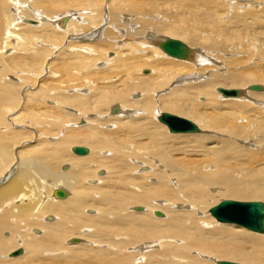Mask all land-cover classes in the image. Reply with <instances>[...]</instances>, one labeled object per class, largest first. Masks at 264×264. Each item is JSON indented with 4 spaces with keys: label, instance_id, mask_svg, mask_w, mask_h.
Returning a JSON list of instances; mask_svg holds the SVG:
<instances>
[{
    "label": "bare ground",
    "instance_id": "obj_1",
    "mask_svg": "<svg viewBox=\"0 0 264 264\" xmlns=\"http://www.w3.org/2000/svg\"><path fill=\"white\" fill-rule=\"evenodd\" d=\"M197 1L224 14L209 11L217 23L206 24L188 16L187 27L176 14L196 0H0V63L13 71L0 73V264H264V233L218 221L210 209L222 200L209 207L216 190L264 199L261 178L226 175L245 169L229 158L236 140L222 138L233 130L225 113L244 117L240 100L255 96L264 116V84L255 85L264 66H247L249 43L225 33L255 11L244 0ZM169 38L184 40L186 57L161 49ZM162 112L198 130L171 132ZM75 144L90 150L73 155ZM143 165L151 171L138 173Z\"/></svg>",
    "mask_w": 264,
    "mask_h": 264
},
{
    "label": "rangeland",
    "instance_id": "obj_2",
    "mask_svg": "<svg viewBox=\"0 0 264 264\" xmlns=\"http://www.w3.org/2000/svg\"><path fill=\"white\" fill-rule=\"evenodd\" d=\"M237 1H239V0H222V2L227 3L229 6H234V5H237V3H240V2H237ZM25 2L28 3V1H25ZM196 2L198 3V5H196V3H195L194 4V7L192 9L188 8L186 10H182L180 14H176L177 18L179 20H181L183 24L188 25L187 27H191L190 26L191 22L190 23L188 22L189 23L188 24L187 21H186V18L188 16H197V17L199 16L203 20V24H206V23H217L216 20H212V19L208 18V12L209 11L211 12V10L218 9V8L210 9L209 8L210 2H208V3H202V2H198L197 0H196ZM244 3H249L248 7L250 9L254 10L255 12H251V13L245 15L246 17L248 16V18H246L245 21H242V22L238 23L237 24L238 26L231 27L232 29L230 28V30H229V25H228L227 26V30L228 31L225 29V33L226 34L228 33L229 40L230 41H234L236 44H238L240 46H242L244 43H249V45H248L249 49H247V53L245 55L247 66L257 65L258 63H262V64H259L257 66H264V19L261 20L262 17H264V13H262V12H264V9L262 10V7L264 6V0H244ZM256 5L262 6L261 7V10H256L255 9ZM189 9H190V11H189ZM218 10H220V9H218ZM244 12H246V10H244V8H242L241 13H244ZM221 13L224 14L222 11H221ZM166 16H168V17L171 16L168 11H166ZM249 17H251V18H249ZM160 20H162V19L160 18ZM165 20L166 19H164V21ZM151 22H155V21H151ZM246 23H248L249 27L248 26H244ZM220 26L223 28L226 25L220 24ZM252 31H254L255 34ZM167 32L164 31L163 33H161V35H165V36H168V37H174V36L175 37H178L177 35H174L173 33H169V35H170L169 36ZM208 32L209 31H207V33ZM213 34L214 33H212L211 35H213ZM220 35H221L220 36L221 38L224 37L223 36L224 33L223 34H220ZM209 37L207 36L205 39L203 38L204 40L203 39L201 40L202 42L204 41V43L207 46L212 45V40ZM259 39H260V41L262 43V46H261V44L259 45V42L258 41H256V40H259ZM256 46H258L257 47V50H254L253 48H256ZM259 46L261 47L260 50H259ZM197 47H200V46H197ZM249 51H251L250 52L251 53L250 55L248 54ZM16 52H19L18 49L16 50ZM16 52H14L12 55H14ZM29 54H32V53H29ZM55 56H56V52L52 54V57L49 58L48 61H51L53 58L55 59ZM37 60L38 61L36 63H37L38 66L36 67V69H38V71H40L42 65L45 64V61H43L42 58H40L39 56H37ZM58 60L60 61V59H58ZM13 63L14 62H12V64ZM13 65H15V63ZM3 66L4 65H2V63H0V71H1L0 73L4 72V73H2V75H4V74L12 75L13 71L10 69V66L7 67V69H6V67L4 68ZM42 69H43V67H42ZM44 71H45V69H43L42 75H43ZM6 77H7L8 80H10L9 78H11V77H8V76H6ZM13 79L14 78H11V80H13ZM123 79L124 78H122V80ZM122 80L120 79L119 81H122ZM119 81H118V83H120ZM27 82L30 84L32 81L29 82V80H28ZM170 82H172V81L170 80L166 85L168 86L170 84ZM263 84H264V82H260V83H257L255 85L263 86ZM1 85H2V88H1ZM6 85H7L6 84V79L0 81V92L4 91V89L7 88ZM46 85L47 86H50L52 88L54 87V84L51 81H48ZM20 86L19 85L12 86L11 89H13L12 91L18 93V95H19L21 92L24 93L25 90H26V88H27V87H20ZM30 86H31V88H35L36 87L35 84L34 85L33 84H30ZM37 88L38 87H36V89ZM28 89H30V88H28ZM19 90H20V92H19ZM53 92L54 91H52V93ZM151 97L153 98V96H151ZM254 98H255V96H252V97L249 96V97H246L244 100H240L239 102H237V104L240 105V107H242V106L244 107V109L242 110V113H241L244 117H242L241 115H239L240 110L237 113L230 111V112L225 113L223 115V117L225 118L224 119L225 122L233 130L232 131L227 130V133L226 132H223L226 137H222V138H224L223 140H226V139L236 140L235 141V143H236L235 146L238 147V148H236V150L233 149L234 150L233 153H234V157L235 158L234 157H229V158L230 159H236V158H239L240 157L241 159L240 158L239 159L241 161V168L243 170L245 169V171L239 173V175H237L236 172L235 173L228 172V173H226V175L231 176V177H233L234 179H236L238 181L240 180V183H244V184L247 183V181H248V179H249V177L251 175H254L255 177H259V178H261L264 181V171H262V169H264V161L262 160V161H258V162H255V163L252 162L253 160H251V162L248 161V158H249L248 152H251V151L252 152H254V151L255 152H261L262 151V153H264V150H263L264 149V116L262 115V113L260 111V110H262V108H261V106H259V100H258V98L256 100ZM259 111H260V113H258ZM33 112H31V113H33ZM150 113L152 115V111H150V112H148V114H146L145 119L148 117L149 120H147L148 119L147 118L146 119L147 121L155 122L153 120L152 116L150 115ZM10 114L11 113H9V112L6 113L5 114V118L8 117V116H10ZM245 114H246V116H245ZM30 115L32 116L33 114H30ZM241 120L246 121L248 123V125H246L244 127H241L240 126V128H239V125L238 124L241 122ZM190 121H192V120H190ZM80 123H84V121L82 120ZM249 124H250V126H249ZM16 128H19V127H16ZM242 130L245 131V132H243ZM157 131L164 132L166 134H169V132H168L167 129H162L160 127L157 128ZM28 132L31 134V137H32L31 140L35 141V138L36 137H35L33 131H28ZM203 132L206 133L207 131H203ZM58 133L59 132H57L55 134L56 137L54 139H56L59 136ZM24 141H22L23 143L21 142L20 145L18 144L16 146H14V148L15 149L21 148V146L25 143ZM75 145L84 146V147H86V148H88L90 150V148L88 146L84 145V144H75ZM214 145L219 146V145H221V142H220V144L218 143V144H214ZM68 146H69V144L68 145L66 144V147L65 148H68ZM176 153L179 154V152H176ZM72 154L73 155H76L74 153H72ZM229 163L233 164L232 162H229ZM256 164H258V165L256 166ZM232 166H235V165H232ZM253 166L256 167V171H255V168ZM262 166H263V168L261 169L260 167H262ZM143 167H146V168H144V169L142 168L141 169V167H139L138 170H137V172L138 173H140L141 171L146 172L144 170H147L148 172L151 171L150 168H148L147 166H144L143 165ZM244 167H246V168H244ZM251 170H254V172H257V173L254 174ZM135 176L136 177H139L140 175H135ZM140 180H141L140 182H142V183L144 182L142 179H140ZM218 193H220V191H217L216 190V191L213 192L214 197L211 199V202L212 203L210 202L209 207L212 206V205H214V204L219 203L220 200H224V199H233V200H237V201H258L259 200V201L264 202V199H257V198H255V197H253L251 195L238 196V195L229 193L228 191L224 192V194H218ZM136 206L144 207L145 204H142V205L141 204H138ZM159 211L163 214V216H164V214L166 215V212H164L163 210L161 211V209H159ZM210 218H211V221L212 222H215V220H214L213 217H210ZM243 229L246 230V231H248L245 228H243ZM71 236L74 237V238L75 237L80 238L79 235H70V237ZM81 238L83 239V237H81ZM223 259L230 260L231 261V259L222 258V260Z\"/></svg>",
    "mask_w": 264,
    "mask_h": 264
},
{
    "label": "water",
    "instance_id": "obj_3",
    "mask_svg": "<svg viewBox=\"0 0 264 264\" xmlns=\"http://www.w3.org/2000/svg\"><path fill=\"white\" fill-rule=\"evenodd\" d=\"M160 47L169 56L175 58H184L187 55V45L180 39L169 38L161 42ZM159 121L168 125L171 132H193L198 130L197 125L192 121L168 112H162ZM72 151L79 155L87 153V149L83 146H74ZM56 195L63 198L66 193L64 190L59 189L56 191ZM210 212L218 221L236 224L254 232L264 233V202L262 201L224 199L212 207ZM157 214L161 215L158 212ZM73 241H77V238H73ZM19 253L20 251H14L12 256H16ZM217 264L243 263L219 260Z\"/></svg>",
    "mask_w": 264,
    "mask_h": 264
}]
</instances>
